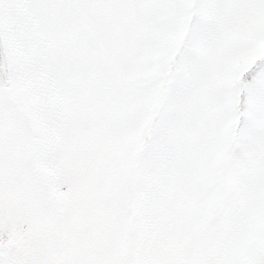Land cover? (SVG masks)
Returning <instances> with one entry per match:
<instances>
[{
  "label": "snow or ice",
  "instance_id": "obj_1",
  "mask_svg": "<svg viewBox=\"0 0 264 264\" xmlns=\"http://www.w3.org/2000/svg\"><path fill=\"white\" fill-rule=\"evenodd\" d=\"M0 264H264V0H0Z\"/></svg>",
  "mask_w": 264,
  "mask_h": 264
}]
</instances>
